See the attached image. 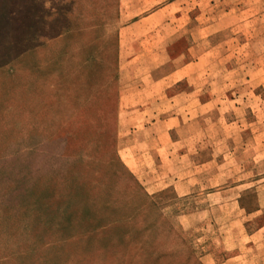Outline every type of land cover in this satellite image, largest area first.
I'll list each match as a JSON object with an SVG mask.
<instances>
[{"label": "rangeland", "instance_id": "1", "mask_svg": "<svg viewBox=\"0 0 264 264\" xmlns=\"http://www.w3.org/2000/svg\"><path fill=\"white\" fill-rule=\"evenodd\" d=\"M171 19L184 195L123 159L120 0H0V264H264V0Z\"/></svg>", "mask_w": 264, "mask_h": 264}, {"label": "crops", "instance_id": "2", "mask_svg": "<svg viewBox=\"0 0 264 264\" xmlns=\"http://www.w3.org/2000/svg\"><path fill=\"white\" fill-rule=\"evenodd\" d=\"M171 25V0H120L119 137L125 163L136 176L146 178L150 191L174 185L184 195L190 192L189 185L196 183V178L186 175L187 166L172 156V145L179 140L173 138L174 129L187 120L180 114L172 116L171 81L172 75L182 70L186 74L188 65L171 68ZM193 90L196 95L197 86ZM185 94L192 95V89ZM194 104L200 107V98ZM196 115L197 112L195 118ZM185 185L188 190L182 192Z\"/></svg>", "mask_w": 264, "mask_h": 264}]
</instances>
